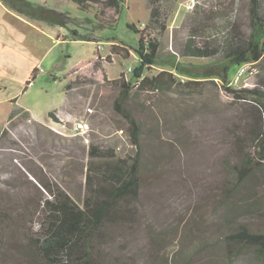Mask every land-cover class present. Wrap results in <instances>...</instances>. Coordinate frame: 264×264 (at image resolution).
<instances>
[{"label":"rangeland","instance_id":"obj_1","mask_svg":"<svg viewBox=\"0 0 264 264\" xmlns=\"http://www.w3.org/2000/svg\"><path fill=\"white\" fill-rule=\"evenodd\" d=\"M33 1L47 7L59 5L68 23L57 42L47 29L48 34L41 35L42 69L26 89L25 82L20 88L19 63L10 71L2 92L13 97L0 104V264H44L34 249L43 201L51 197L42 184L64 189L80 202L85 195L90 144L112 147L125 158L136 157L140 181L128 218L107 224L102 235L94 238L95 256L108 264H173L174 259L176 264H259L248 251L236 257L226 255L223 244L226 228L236 222L264 232V163L245 179L236 173L241 158L238 145L247 142L257 123L253 106L226 94L217 78L186 85L188 78L174 70L170 72L177 81L169 87L144 93L135 85L134 71H141L142 76L146 63L141 69L145 60L134 51L139 34L127 24L145 22V32L157 38L161 64L151 66L155 71L169 70L176 59L209 62L179 53L193 4L202 0H166V30L160 35L147 28V0H122L117 15L103 18L94 4L81 9L72 0ZM229 1L205 0V6L218 9ZM234 2L239 28L247 31V2ZM112 45L119 48L111 49ZM98 56L106 80L124 78L125 70L132 68L127 74L133 84L128 108L142 128L137 147L130 143L126 121L113 107L118 82L103 81L98 71L93 72L91 82L80 76ZM74 66L81 68L69 74L75 82L67 90L62 116H56L67 126L83 119L84 137L58 134L50 128L56 121L47 117L49 111L61 109L64 75ZM255 80L252 72L235 87H252ZM19 108L44 120L23 114L9 119Z\"/></svg>","mask_w":264,"mask_h":264},{"label":"trees","instance_id":"obj_2","mask_svg":"<svg viewBox=\"0 0 264 264\" xmlns=\"http://www.w3.org/2000/svg\"><path fill=\"white\" fill-rule=\"evenodd\" d=\"M10 9L32 19L45 21L52 25L65 26L68 17L63 12L47 6L33 3L29 0H0ZM78 8L85 9L94 4L99 8V15L115 16L119 12L122 0H72ZM166 0H147L149 18L147 28L156 29L160 35L166 30V14L164 13ZM248 30L239 28L237 22L238 4L234 0L218 9L206 7L205 0L193 4L191 18L187 27L186 37L179 53L183 58L210 59L204 63H183L174 60L169 66L155 71L151 68L161 64L158 62V40L149 36L145 30L140 31L130 23L127 27L139 34L138 46L134 49L146 63L144 74L134 71L137 90L152 93L169 87L175 83L176 77L170 70L182 74L188 79L186 85L195 84L200 79L217 78L223 91L236 101L250 103L256 111L257 123L250 131L247 142L240 145V162L237 175L245 179L253 168L264 163V55L262 54V40L264 38V1L246 0ZM146 28V29H147ZM74 34L76 31H73ZM58 36V35H56ZM119 46L112 45L111 49ZM125 50V48H121ZM128 53V50H125ZM118 56H122L117 53ZM100 57L90 62L82 70L80 76L93 80V72L98 71L103 81L116 84L120 88L114 98L113 107L126 121V130L130 143L138 146L142 128L138 119L128 108L131 82L122 77L106 80ZM243 62H253V72L256 80L252 87H235L229 84L233 72L232 66ZM81 68L72 67L64 76L67 79L65 93L71 88L75 80L69 74ZM138 68V67H137ZM37 69H33L25 81L23 90L35 79ZM81 77L79 79H81ZM55 79L56 76L52 75ZM211 81H214L213 79ZM56 110L49 111L47 117L58 122ZM23 114L29 118V112L23 108L12 111L9 119ZM244 144V145H243ZM237 146V145H236ZM237 146V147H238ZM85 172V195L78 202L64 189H51L46 183L42 184L51 197L43 201V219L39 236L34 241V249L44 264H108L95 256L92 252L94 238L100 237L107 224L122 222L129 216V207L139 194L140 181L138 176V159L125 158L116 155L112 147L101 148L90 144L87 151ZM224 252L232 253L233 257L250 252L253 259L264 264V232L253 231L247 224L236 222L226 228L224 235ZM234 252H231V251ZM174 259L173 264H176ZM170 264V263H169Z\"/></svg>","mask_w":264,"mask_h":264},{"label":"crops","instance_id":"obj_3","mask_svg":"<svg viewBox=\"0 0 264 264\" xmlns=\"http://www.w3.org/2000/svg\"><path fill=\"white\" fill-rule=\"evenodd\" d=\"M29 1L36 4L38 3V1ZM49 7L59 11L61 10L59 5H52ZM62 27L63 26L52 25L45 21L32 19L17 13L0 1V104L3 101H10L13 97V95H5L2 93L8 85L7 79L10 71L13 70L17 64L21 63L23 72L20 84L21 88L22 83L29 78L28 76L34 68L37 69V71L42 69L39 67L42 59V57L39 56L41 35L46 33L45 30L47 29L51 32L49 34L50 38L57 42L63 34L61 31ZM52 34H55V36ZM65 100L66 93L61 109L59 111L56 110L55 114L57 116H62ZM35 115L36 114L29 113V117L35 121L44 120L37 119Z\"/></svg>","mask_w":264,"mask_h":264},{"label":"built area","instance_id":"obj_4","mask_svg":"<svg viewBox=\"0 0 264 264\" xmlns=\"http://www.w3.org/2000/svg\"><path fill=\"white\" fill-rule=\"evenodd\" d=\"M193 2H191L192 4ZM137 29L140 31H144L146 24L145 22H140L137 26ZM98 49H100V43H97L96 46ZM262 54L264 55V38L262 40ZM253 62H243L241 64H239L235 70V75H234V80H231L233 82H231L230 84H233L234 86H237L238 80L243 78L244 76H247L248 74L252 73L254 68L252 67ZM132 71L131 67H128L125 70L124 73V80L128 82V73ZM138 81L135 82V85L137 86ZM50 128L57 132L58 134L64 135V136H85V132H86V126H85V122L83 119H77L75 121H73V123L71 124V126H67L66 122L64 120H59L58 122H54L53 124H51Z\"/></svg>","mask_w":264,"mask_h":264}]
</instances>
